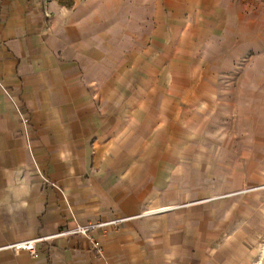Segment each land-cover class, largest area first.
Listing matches in <instances>:
<instances>
[{"label":"rangeland","instance_id":"rangeland-1","mask_svg":"<svg viewBox=\"0 0 264 264\" xmlns=\"http://www.w3.org/2000/svg\"><path fill=\"white\" fill-rule=\"evenodd\" d=\"M31 2L47 21L98 12L111 70L95 162L148 178L152 205L228 209L212 264H264V0Z\"/></svg>","mask_w":264,"mask_h":264},{"label":"crops","instance_id":"crops-1","mask_svg":"<svg viewBox=\"0 0 264 264\" xmlns=\"http://www.w3.org/2000/svg\"><path fill=\"white\" fill-rule=\"evenodd\" d=\"M57 14L47 21L26 0L0 5V84L26 118L0 87V247L121 221L45 239L36 257L0 249V264H212L228 209L152 205L148 178L133 184L95 162L105 124L97 96L111 70L98 12Z\"/></svg>","mask_w":264,"mask_h":264},{"label":"built area","instance_id":"built-area-1","mask_svg":"<svg viewBox=\"0 0 264 264\" xmlns=\"http://www.w3.org/2000/svg\"><path fill=\"white\" fill-rule=\"evenodd\" d=\"M0 87L2 88L3 94L4 96L9 99L11 101V103L13 104L14 110L15 112L20 116L22 124L25 125L26 122V118L25 116H23L22 114H20V108L19 106L16 104L15 100L12 99L9 95H8V91L7 89L0 84ZM35 170L37 171V173L42 176L44 182L46 184L51 185L54 188H57V186L55 184H52L47 178L44 177V175L39 173L38 167L35 165ZM157 212H163V211H157ZM149 213H153V212H148L147 214H139L137 216H142V215H148ZM118 221H121V219L118 220H113L110 222H103V223H97V224H88V226L82 227V226H76L75 229H73V231H63L58 233V235H69V234H73V233H79L82 234L84 236H86L88 233V230L90 229H94V228H101L105 225H109V224H115L118 223ZM58 235H54V236H47V237H41V238H36V239H28L25 241H19V242H14L13 244L10 245H6L1 249H9V250H24V251H29L30 255L33 257L37 256V249H36V245L40 242H43V240L48 239V238H54L57 237ZM94 248H96V251L98 253V255H101V250L98 247V244L94 243Z\"/></svg>","mask_w":264,"mask_h":264}]
</instances>
